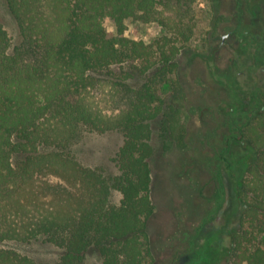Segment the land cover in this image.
<instances>
[{"label":"trees","instance_id":"obj_1","mask_svg":"<svg viewBox=\"0 0 264 264\" xmlns=\"http://www.w3.org/2000/svg\"><path fill=\"white\" fill-rule=\"evenodd\" d=\"M4 2L16 34L0 20V240L46 235L64 249L59 264H82L90 248L103 264H150L152 123L163 102L157 84L174 72L194 33L197 0ZM130 19L163 32L152 41L131 38ZM253 97L222 156L241 205L230 264H264V90ZM87 128L123 132L117 174L73 154ZM235 144L247 149L243 167ZM113 190L122 195L117 204ZM0 264L45 263L0 247Z\"/></svg>","mask_w":264,"mask_h":264},{"label":"rangeland","instance_id":"obj_2","mask_svg":"<svg viewBox=\"0 0 264 264\" xmlns=\"http://www.w3.org/2000/svg\"><path fill=\"white\" fill-rule=\"evenodd\" d=\"M193 12L194 33L181 47L174 72L157 84L163 102L152 123L154 212L146 241L150 264L231 263L230 231L240 227L241 205L234 176L222 156L236 120L247 119L253 93L264 90V0H197ZM0 20L15 36L4 0H0ZM105 26L109 33L116 30L110 18ZM162 32L157 23L130 19L125 34L152 41ZM144 79L143 75L127 81L138 86ZM123 140L120 130L87 128L72 152L83 164L112 176L119 172L114 159ZM238 147L233 145L231 151H241L243 167L247 149ZM121 197L113 190L112 203H119ZM259 240L264 245V234ZM0 247L45 264H59L64 250L46 235L31 241L0 240ZM82 264H103V258L90 248Z\"/></svg>","mask_w":264,"mask_h":264}]
</instances>
